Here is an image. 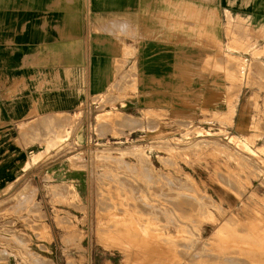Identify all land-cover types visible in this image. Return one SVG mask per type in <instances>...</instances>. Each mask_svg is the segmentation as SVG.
<instances>
[{
    "label": "crops",
    "instance_id": "obj_1",
    "mask_svg": "<svg viewBox=\"0 0 264 264\" xmlns=\"http://www.w3.org/2000/svg\"><path fill=\"white\" fill-rule=\"evenodd\" d=\"M262 70L264 0H0V194L49 149L88 142L83 116L103 96L135 132L209 116L252 131ZM57 163L52 173L81 188L83 174Z\"/></svg>",
    "mask_w": 264,
    "mask_h": 264
},
{
    "label": "rangeland",
    "instance_id": "obj_2",
    "mask_svg": "<svg viewBox=\"0 0 264 264\" xmlns=\"http://www.w3.org/2000/svg\"><path fill=\"white\" fill-rule=\"evenodd\" d=\"M108 98L95 99L94 106L86 109L83 118L91 129L88 142L73 148L66 141L62 156L52 155L49 149L46 161L0 194V264H234L236 253L247 255L244 248L254 246L253 234H264V116L252 120V131L234 126L230 116H225L223 126L219 118L209 116L176 123L170 131L165 125L166 130L154 133L135 132V126L129 125L133 120L127 123V132L115 128L107 132L104 125L109 118L134 119L120 109L117 100ZM206 120V125L201 124ZM71 133L65 135L69 138ZM60 161L64 169L71 166L83 174L81 188L52 173ZM177 198H186L187 209L174 207ZM112 216L125 218L126 224L120 220L124 229L142 231L143 239L154 242L153 250L157 242L172 250L138 257L108 242L102 232L114 220ZM261 241L264 249L263 235ZM245 253L237 254L235 264H244L238 255Z\"/></svg>",
    "mask_w": 264,
    "mask_h": 264
},
{
    "label": "bare ground",
    "instance_id": "obj_3",
    "mask_svg": "<svg viewBox=\"0 0 264 264\" xmlns=\"http://www.w3.org/2000/svg\"><path fill=\"white\" fill-rule=\"evenodd\" d=\"M193 6V5H192ZM195 6V5H194ZM189 11V10H188ZM190 11H192V10H190ZM240 18V17H239ZM109 21H110V19H108ZM112 24V23H111ZM110 27V26H109ZM125 30V29H124ZM117 31V30H116ZM126 31V30H125ZM111 32V31H110ZM120 32V31H119ZM117 37V36H116ZM213 56V55H212ZM228 56V55H227ZM221 58V57H220ZM224 59V58H223ZM237 59V58H236ZM218 60V59H217ZM224 61V60H223ZM222 61V62H223ZM235 61V60H234ZM234 61H232V62H234ZM229 62V61H228ZM224 63H225V61H224ZM227 64V63H226ZM225 65V64H224ZM233 65V64H232ZM227 67V66H226ZM262 69V68H261ZM259 71V70H258ZM263 71V70H262ZM264 72V71H263ZM229 74V73H228ZM255 74H257V73H255ZM238 76V75H237ZM233 77H234V75H233ZM236 78V77H235ZM262 78V77H261ZM234 82V81H233ZM232 82V83H233ZM231 83V84H232ZM236 84V83H235ZM233 85H234V83H233ZM115 86V85H114ZM235 90H236V88H235ZM239 90V89H238ZM231 91V90H230ZM219 92H221V91H219ZM222 93V92H221ZM230 93V92H229ZM220 96V95H219ZM226 99V98H225ZM130 116V115H129ZM123 117V116H122ZM47 118V117H46ZM103 119V118H102ZM122 119V118H121ZM125 121H124V123L126 122V124L127 123H130L131 121H133L134 119L133 118H131V117H125ZM38 120V119H37ZM43 120V119H42ZM48 120V119H47ZM51 120H53V119H50V121ZM56 120V119H55ZM104 120V119H103ZM54 121V120H53ZM52 121V122H53ZM101 121V120H100ZM118 121V120H117ZM120 121V120H119ZM49 122V121H48ZM57 121H55V123H56ZM115 122V121H114ZM30 123V122H29ZM28 123V124H29ZM55 123H54V125H55ZM59 123V122H58ZM106 123V122H105ZM108 123V122H107ZM106 123V124H107ZM110 123V122H109ZM19 124V123H18ZM120 124V123H119ZM30 125V124H29ZM45 125V124H44ZM100 125H102V124H100ZM56 126V125H55ZM25 127H27V126H25ZM122 127V126H121ZM57 128V127H56ZM250 128V127H249ZM63 129V128H62ZM116 129V128H115ZM61 131V130H60ZM58 132V131H57ZM25 133V132H24ZM40 135V134H39ZM25 137H26V135H25ZM31 138V137H30ZM46 138V137H45ZM53 138V137H52ZM35 139V138H34ZM61 139V138H60ZM28 140V139H27ZM31 140V139H30ZM32 141V140H31ZM35 141V140H34ZM28 142V141H27ZM59 142V141H58ZM218 147V146H217ZM199 152V151H198ZM77 158V157H76ZM146 160V159H145ZM164 160V159H163ZM165 165V164H164ZM143 166V165H142ZM143 168V167H142ZM152 173V172H151ZM219 173V172H218ZM168 175V174H167ZM221 175V174H220ZM87 176V175H86ZM112 178V177H111ZM110 178V179H111ZM117 178V177H116ZM150 179V178H149ZM175 179V178H174ZM177 179V178H176ZM225 179V178H224ZM225 180H228V179H225ZM105 181V180H104ZM115 181V180H114ZM221 181V180H220ZM178 182H179V180H178ZM224 182H226V181H224ZM103 183V182H102ZM167 183V182H166ZM175 183V182H174ZM185 183H186V181H185ZM229 183V182H228ZM62 184V183H61ZM106 184V183H105ZM187 184V183H186ZM227 184V183H226ZM103 185V184H102ZM125 185V184H124ZM137 185V184H136ZM228 185V184H227ZM125 186H127V185H125ZM134 186V185H133ZM164 186V185H163ZM166 186H169V185H166ZM107 187V186H106ZM129 187V186H128ZM130 187H132V186H130ZM136 187V186H135ZM185 187V186H184ZM61 188V187H60ZM127 188V187H126ZM153 188V187H152ZM151 188V189H152ZM174 188V187H173ZM239 188V187H238ZM62 189V188H61ZM108 189V188H107ZM147 189H148V187H147ZM154 189V188H153ZM175 189H177V188H175ZM35 190L36 189H33V191H32V193H35ZM65 190V189H64ZM110 190H111V188H110ZM126 190V189H125ZM163 190V189H162ZM191 190V189H190ZM25 191H27V190H24V192ZM90 191V190H89ZM116 191V190H115ZM151 191V190H150ZM154 191V190H153ZM171 191V190H170ZM177 191V190H176ZM180 191V190H179ZM242 191V190H241ZM188 192V191H187ZM198 192V191H197ZM26 193V192H25ZM24 193V195L25 196H27L26 194ZM37 193V192H36ZM116 193V192H115ZM152 193V192H151ZM156 193V192H155ZM155 193H153V194H155ZM196 193V192H195ZM240 193V192H239ZM121 194V193H120ZM136 194H137V192H136ZM169 194V193H168ZM177 194V193H176ZM189 194V193H188ZM198 194V193H197ZM247 194V193H246ZM20 195V194H19ZM99 195V194H98ZM113 195V194H112ZM116 195V194H115ZM114 195V196H115ZM130 195V194H129ZM172 195H174V194H172ZM185 195V194H184ZM205 195V194H204ZM22 196V195H21ZM24 196V198H26ZM118 196H119V193H118V195H117V198H118ZM124 196V195H123ZM132 196V195H131ZM137 196H139V195H137ZM176 196V195H175ZM178 196H180V195H178ZM177 196V197H178ZM18 197H20V196H18ZM27 197H29V195L27 196ZM32 196H30V198H31ZM103 197V196H102ZM125 197V196H124ZM129 197V196H128ZM171 197V196H170ZM197 197V196H196ZM207 197V196H206ZM20 198H22V197H20ZM122 198V197H121ZM133 198V197H132ZM194 198V197H193ZM202 198V197H201ZM109 199V198H108ZM112 199V198H111ZM140 199V198H139ZM186 199V198H185ZM185 199H174L175 201V206L174 207H177L178 209H179V211L181 210V211H183V209L185 210V208H186V200ZM203 199V198H202ZM249 199V198H248ZM18 200H20V199H18ZM23 200V199H22ZM115 200V199H114ZM118 200V199H117ZM116 200V201H117ZM130 200H131V198H130ZM129 200V201H130ZM200 200V199H199ZM119 201V200H118ZM132 201V200H131ZM130 201V202H131ZM136 201V200H135ZM135 201H132V202H135ZM138 201V200H137ZM188 201V200H187ZM213 201V200H212ZM125 202V201H124ZM146 202V201H145ZM173 202V201H172ZM173 202V203H174ZM190 202V201H189ZM19 203V202H18ZM139 203V202H138ZM144 203V202H143ZM188 203V202H187ZM192 203V202H191ZM195 203H196V201H195ZM194 203V204H195ZM20 204V203H19ZM125 204V203H124ZM135 204V203H134ZM194 204H191V206L192 205H194ZM213 204V203H212ZM13 205V204H12ZM21 205V204H20ZM24 205V204H23ZM36 205V204H35ZM134 206V205H133ZM137 206V205H136ZM213 206V205H212ZM13 207H15V206H13ZM34 207V206H33ZM38 207V206H37ZM170 207V206H169ZM202 207V206H201ZM260 207V206H259ZM20 208V207H19ZM30 208V207H29ZM136 208V207H135ZM177 208L175 209V210H177ZM217 208V207H216ZM174 209V208H173ZM187 209V208H186ZM189 209V208H188ZM190 209H192V208H190ZM198 209V208H197ZM201 209V208H200ZM204 209V208H203ZM225 209V208H224ZM35 210V209H34ZM131 210V209H130ZM167 210H168V208H167ZM205 210V209H204ZM203 210V211H204ZM127 211V210H126ZM133 211V210H132ZM134 211H135V209H134ZM163 211V210H162ZM174 211V210H173ZM178 211V210H177ZM176 211V212H177ZM179 211H178V214H179ZM195 211H196V209H195ZM203 211H202V213H203ZM225 211V210H224ZM37 212V211H36ZM39 212V211H38ZM142 212V211H141ZM197 212H199V211H197ZM40 213V212H39ZM139 213V212H138ZM155 213V212H154ZM172 213V212H171ZM174 213H175V211H174ZM183 213V212H182ZM181 213V214H182ZM185 213V212H184ZM193 213V215H194V213H196V212H192ZM201 213V214H202ZM101 214V213H100ZM144 214V213H143ZM191 214V213H190ZM145 215V214H144ZM180 215V214H179ZM192 215V216H193ZM198 215V214H197ZM114 216V215H113ZM112 216V217H113ZM154 216V215H153ZM175 216V215H174ZM177 216V215H176ZM175 216V217H176ZM181 216V215H180ZM189 216V215H188ZM112 217H111V219H112ZM125 216H123L122 218H124ZM194 217V216H193ZM262 217V216H261ZM38 218H39V216H38ZM103 218V217H102ZM114 218V217H113ZM127 218V217H126ZM184 218V217H183ZM195 218H196V215H195ZM25 219V218H24ZM116 218H114V220H112L111 221V223L110 224H108L106 227L107 228H105L104 229V231L102 232V236H104L105 238L106 237H108L109 239V241L108 242H112V243H116L117 245H119L120 247H122V248H124L125 250L126 249H128L129 251H131V252H136V253H138L139 255H138V257H143V256H146L147 254H149V253H151V252H154V253H160V254H158V255H162V254H165V253H167V252H169V251H171L172 250V247L170 248V247H164L162 244L160 245V243H156V246H155V248H157V250L154 248V250H153V241H150L149 239H143V237H144V235H143V237L141 236V233H142V229H139V228H137V229H139L140 231H141V233H139L137 230L135 231V230H132V229H129V228H123L124 226L122 225L123 223L122 222H124L125 224H126V220H125V218L122 220V219H120V220H122V222L118 219V220H115ZM179 219V218H178ZM187 219V218H186ZM202 219V218H201ZM129 220V219H128ZM133 220V219H132ZM196 220V219H195ZM227 220V219H226ZM193 221V220H192ZM199 221V220H198ZM230 221V220H229ZM195 222V221H194ZM226 222V221H225ZM228 222V221H227ZM5 223V222H4ZM231 223H233V222H231ZM230 223V224H231ZM235 223V222H234ZM130 224V223H129ZM182 224V223H181ZM262 224L263 223H261V226H262ZM132 225V224H131ZM133 225H136V224H133ZM183 225V224H182ZM226 225H228V224H226ZM259 225V224H258ZM123 226V227H122ZM255 226V225H254ZM261 226H260V228H261ZM263 226H264V224H263ZM126 227H127V225H126ZM131 227V226H130ZM187 227V226H186ZM223 227V226H222ZM242 227V226H241ZM240 227V228H241ZM256 227V226H255ZM133 228V227H132ZM134 228H136V227H134ZM133 228V229H134ZM226 228H228V226H226ZM232 228H233V226H232ZM234 228H235V226H234ZM239 228V229H240ZM243 228V227H242ZM257 228V227H256ZM263 228V227H262ZM262 228L260 229L261 231H262ZM41 229V228H40ZM147 229V228H146ZM223 229H225L224 227H223ZM3 230V229H2ZM193 230V229H192ZM220 231H223L222 230V228L221 229H219ZM231 230V229H230ZM233 230V229H232ZM259 230V229H258ZM147 231V230H146ZM186 231V230H185ZM236 231H237V229H236ZM187 232H188V230H187ZM225 232V231H224ZM228 232V231H227ZM230 232H232V231H230ZM240 232V231H239ZM242 232H245V231H242ZM248 231H246V233H247ZM143 233L145 234V230L143 231ZM226 233V232H225ZM236 233V232H235ZM241 233V232H240ZM246 233L245 234H243L244 236L246 235ZM262 233V232H261ZM76 234V233H75ZM148 234V233H147ZM152 234V233H151ZM189 234H191V233H189ZM237 234H238V232L236 233V235H235V237H238L237 236ZM3 235V234H2ZM68 235V234H67ZM153 235V234H152ZM151 235V236H152ZM263 235V237H264V234H262ZM261 235V236H262ZM1 236V235H0ZM4 236V235H3ZM232 236V235H231ZM240 236V235H239ZM253 238H252V236L250 235L249 237H251L252 239H254V242L252 241V243H254V246H253V244H252V247H250V246H247L246 248H244V249H246L247 251L246 252H248V254L246 255V253L245 252H243V253H245V256H241V255H238V257H239V260L240 259H243L244 260V264L246 263V264H264V256H263V254L262 253H264V249H263V247H262V245H263V240L261 241V236L259 235V234H253ZM17 237V236H16ZM146 237H149V236H146ZM157 237V236H156ZM180 237V236H179ZM241 237V236H240ZM243 237V236H242ZM6 238H8V237H6ZM24 238V237H23ZM176 238V237H175ZM231 238H234V236L233 237H231ZM246 238H248V235L246 236ZM245 238V239H246ZM182 239H183V237H182ZM235 239H237V238H235ZM238 239H239V237H238ZM240 239H242V238H240ZM245 239H242V240H245ZM251 239V240H252ZM180 240V239H179ZM184 240V239H183ZM182 240V241H183ZM186 240V239H185ZM190 240V239H189ZM220 240V239H219ZM222 240V239H221ZM229 240V239H228ZM242 240H239V242H243ZM250 241V239H247V241ZM29 241V240H28ZM67 241V240H66ZM73 241H74V239H73ZM155 241V240H154ZM170 242H174V241H171V239L169 240ZM181 241V240H180ZM196 241H198V240H196ZM195 241V242H196ZM246 241V240H245ZM246 241V242H247ZM23 242H25V241H23ZM156 242V241H155ZM166 242V241H165ZM165 242H162V243H165ZM185 242V241H184ZM187 242H188V240H187ZM235 242V241H234ZM234 242L232 241V243H233V245H234ZM167 243V246H169V244H168V241L166 242ZM186 243V242H185ZM191 243V242H190ZM204 243V242H203ZM226 243H227V240H226ZM229 243V242H228ZM170 244H172V243H170ZM175 244H176V242H175ZM240 244V243H239ZM238 243H237V245H239ZM242 244H244V243H242ZM104 245V244H103ZM181 245V244H180ZM183 245V244H182ZM190 245V244H189ZM246 245V244H245ZM248 245V244H247ZM187 246V245H186ZM239 246H241V248L244 246V245H239ZM239 246L238 247H236L235 249L238 251V249H240L239 248ZM183 247V246H182ZM185 247V246H184ZM183 247V248H184ZM25 248V247H24ZM181 248V247H180ZM226 248V247H225ZM232 248V247H231ZM231 248H230V250H231ZM234 248V247H233ZM47 249V248H46ZM187 249V248H186ZM190 249H191V247H190ZM235 249H233L232 251L234 252V250ZM243 249V251H245ZM24 250V249H23ZM160 250V251H159ZM229 250V251H230ZM241 250V249H240ZM239 250V251H240ZM122 251V250H121ZM159 251V252H158ZM164 251V252H163ZM190 251V250H189ZM189 251H188V253H189ZM195 251V250H194ZM208 251H209V249H208ZM223 251V250H222ZM25 252V251H24ZM31 252V251H30ZM184 252V251H183ZM190 252H192V251H190ZM201 252V251H200ZM220 251H218V253H219ZM185 253V252H184ZM228 253V252H227ZM235 253H236V251H235ZM235 253H232L231 254V259H232V257H234V256H232L233 254H235ZM242 253V251H240V252H238V253H236V258H235V260H234V258L232 259V260H234L235 261V263H238L237 262V254H243ZM181 254V253H180ZM196 254V253H195ZM194 254V255H195ZM262 254V255H261ZM150 255H152V254H150ZM200 255V254H199ZM226 255V254H225ZM83 256V255H82ZM178 256V255H177ZM228 256V255H227ZM241 256V257H240ZM37 257V256H36ZM167 257H168V255H167ZM223 257V256H222ZM230 257H229V260H231L230 259ZM158 258V257H157ZM161 258V257H160ZM159 258V259H160ZM184 258V257H183ZM198 258V257H197ZM204 258H206V259H208L206 256H204ZM227 259H228V257H226ZM200 259V258H199ZM211 259V258H210ZM237 259V260H236ZM45 260V259H44ZM202 260V259H201ZM213 260V259H212ZM211 260V261H212ZM216 260H217V258H215V262H216ZM224 260V259H223ZM231 260V261H232ZM208 261V260H207ZM225 261V260H224ZM38 262V261H37ZM51 262V261H50ZM188 262H189V260H188ZM196 263H197V261H195ZM200 262V261H199ZM205 262H206V260H205ZM227 262V261H226ZM233 262V261H232ZM45 263V262H44ZM184 263V262H183ZM182 263V264H183ZM208 263V262H207ZM213 263V262H212ZM219 263V262H218ZM228 263V262H227ZM229 263H231V262H229ZM228 263V264H229ZM234 263V264H235ZM239 263H240V261H239ZM41 264V263H40ZM171 264V263H170ZM193 264V263H192ZM211 264V263H210ZM225 264V263H224ZM233 264V263H232Z\"/></svg>",
    "mask_w": 264,
    "mask_h": 264
}]
</instances>
